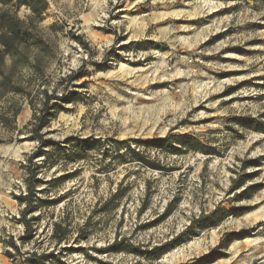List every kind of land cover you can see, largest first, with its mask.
Instances as JSON below:
<instances>
[{"label": "rangeland", "instance_id": "obj_1", "mask_svg": "<svg viewBox=\"0 0 264 264\" xmlns=\"http://www.w3.org/2000/svg\"><path fill=\"white\" fill-rule=\"evenodd\" d=\"M40 1L49 94L72 93L51 102L58 111L42 134L56 143L100 139L102 151L68 163L50 148L34 161L58 159L44 181L74 176L39 185L61 203L28 215L39 220L23 240L15 196L26 194L25 166L39 142L25 129L34 110L22 102L13 140L0 144V264H164L182 248L188 257L177 264H264V1ZM1 3L19 19L31 14ZM169 135L190 136L210 154L137 143ZM123 141L161 170L131 163L127 148L117 151ZM196 241L200 252L188 246Z\"/></svg>", "mask_w": 264, "mask_h": 264}, {"label": "trees", "instance_id": "obj_2", "mask_svg": "<svg viewBox=\"0 0 264 264\" xmlns=\"http://www.w3.org/2000/svg\"><path fill=\"white\" fill-rule=\"evenodd\" d=\"M18 8L26 6L30 10V15L25 20L19 19L11 10L4 8L5 4L1 3L0 8V126L5 129L3 133L0 129V144L13 140L16 132L15 124L19 115L22 113V102L29 101V105L34 110V115L25 129H30L31 138L39 142L38 149L29 157L28 165L25 166L27 171L26 194L15 196L18 203L24 207L21 214V222L25 226V237L32 238L34 236L35 224L39 217H31L28 215L43 211L61 203V200H55L50 196H42L46 194V189L39 190V185L44 183L49 186H59L74 176V173L65 174L60 177L52 178L44 181L39 178L43 169L51 170L57 166L58 159L52 160L50 157L43 161L42 164L34 161L39 157L49 154L47 149L56 152V157L60 158L61 154L66 156L68 163H79L86 159L90 152H101L102 142L100 139L68 138L62 143H56L45 138L42 131L49 126L51 119L55 118L56 111L59 107L58 103L51 105L56 99L62 103L70 102L69 96L72 93H66L61 97L55 94H49L48 83L45 80L46 70L49 62L47 61L49 53V44L45 40L41 30L39 29L42 21L39 17L40 10L37 5L40 0H32V2L13 0ZM264 1V0H263ZM37 101L41 106L36 111ZM243 127L248 129L260 130L261 125L255 119H242L238 121ZM21 133V131L19 132ZM6 134V135H5ZM10 136V137H6ZM140 146L146 149H157L167 155H179L185 151L203 152L210 154L198 140L187 135H169L163 139L138 141ZM65 144V146H63ZM117 151L120 152L122 147L127 148L130 153L131 163H138L143 167L151 170H161L158 163L149 160L140 147L131 149L127 147V142H117ZM107 156V155H106ZM126 155H119L118 158L125 161ZM176 201H173L166 210V216L171 212ZM212 218V216H211ZM216 225V224H215ZM212 225V226H215ZM55 233L58 234L60 224H55ZM179 237L171 241L176 244ZM230 243V241H229ZM18 251L17 245L13 244ZM116 246H122L117 243ZM221 249V248H219ZM168 248L162 249L159 254L150 252L149 256L159 258L168 252ZM215 253V252H213ZM217 259V258H216ZM216 259L211 262H215Z\"/></svg>", "mask_w": 264, "mask_h": 264}, {"label": "bare ground", "instance_id": "obj_3", "mask_svg": "<svg viewBox=\"0 0 264 264\" xmlns=\"http://www.w3.org/2000/svg\"><path fill=\"white\" fill-rule=\"evenodd\" d=\"M121 69H123V72L125 71L123 66L121 67ZM188 246L190 249H192V247L193 248L195 247L197 248V251L200 252L199 250L201 249L202 243L200 241H196L190 243ZM187 254L188 253L185 251V248L178 249L165 257L164 264H177L180 263L181 261H185L187 260L188 257Z\"/></svg>", "mask_w": 264, "mask_h": 264}]
</instances>
